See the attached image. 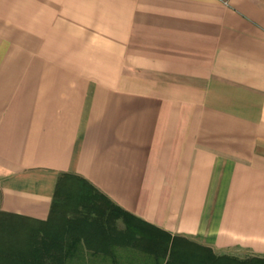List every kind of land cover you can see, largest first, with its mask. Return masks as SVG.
I'll use <instances>...</instances> for the list:
<instances>
[{"label": "crops", "instance_id": "1", "mask_svg": "<svg viewBox=\"0 0 264 264\" xmlns=\"http://www.w3.org/2000/svg\"><path fill=\"white\" fill-rule=\"evenodd\" d=\"M63 174L264 258V0H0V264L26 263L22 224L64 235Z\"/></svg>", "mask_w": 264, "mask_h": 264}, {"label": "trees", "instance_id": "2", "mask_svg": "<svg viewBox=\"0 0 264 264\" xmlns=\"http://www.w3.org/2000/svg\"><path fill=\"white\" fill-rule=\"evenodd\" d=\"M70 188L83 212L80 217L70 219L67 226L61 227L64 235H48L38 240L29 238L28 254L21 257L26 261L25 264H73L76 259L82 260L85 256L77 255L78 243L89 250L88 258H95L101 254V258L110 256L116 263L112 249L110 255L105 254L108 247L122 245L134 248L138 241L137 231L143 227L152 228L111 203L85 179L71 174H63L58 178L52 213L59 198L63 195L67 196L66 199L71 197L72 192L67 191ZM119 219L126 225L123 232L117 231L114 227ZM161 234L162 241L160 244L156 242L155 251L150 252L154 256L155 264H264V258L239 259L229 255H216L210 248L184 237Z\"/></svg>", "mask_w": 264, "mask_h": 264}, {"label": "rangeland", "instance_id": "3", "mask_svg": "<svg viewBox=\"0 0 264 264\" xmlns=\"http://www.w3.org/2000/svg\"><path fill=\"white\" fill-rule=\"evenodd\" d=\"M69 188V187H68ZM68 192H72L71 197L66 199V195H63V197L59 198L57 202L55 203V206L53 208V213L48 221L49 227L50 225L56 226V227H63L67 226L70 219L75 217H80L81 213L83 212L81 206L76 202L75 200V194H73V190L67 189ZM13 226L16 228H19V223L16 222ZM21 229L23 231L27 232H36L37 235H25L26 238H32L35 240L40 239V237H44L45 235H41L42 227L40 225H28V224H22L20 225ZM26 226V230H24ZM114 227L117 231L123 232L126 230V225L124 224L123 220L119 219L115 222ZM66 235V234H65ZM136 238L138 241L136 242V246L129 247V246H114V247H108V251H105V254L112 253L111 249L113 250L115 257H116V263H114L110 256H106V258H101V254L98 255L95 258H88V255L90 254L89 250L85 249L81 245L80 254L85 255L82 260L76 259V261L73 264H155L154 256L150 254V252L155 251V243H159L162 241V237L160 232L154 231L150 227H143L140 229V231H137ZM146 249L150 251H146ZM215 254V253H214ZM218 255V254H216ZM230 256V255H229ZM104 257V256H103ZM237 257V256H234ZM239 259H244L247 257H237Z\"/></svg>", "mask_w": 264, "mask_h": 264}]
</instances>
